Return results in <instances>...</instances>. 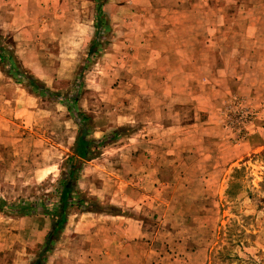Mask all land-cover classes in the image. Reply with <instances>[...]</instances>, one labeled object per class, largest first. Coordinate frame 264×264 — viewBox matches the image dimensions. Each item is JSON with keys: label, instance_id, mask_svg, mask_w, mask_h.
Returning a JSON list of instances; mask_svg holds the SVG:
<instances>
[{"label": "rangeland", "instance_id": "1", "mask_svg": "<svg viewBox=\"0 0 264 264\" xmlns=\"http://www.w3.org/2000/svg\"><path fill=\"white\" fill-rule=\"evenodd\" d=\"M15 1L22 7L24 2ZM75 1L71 6L95 18V2ZM180 5L184 10L176 24L192 25L201 33L197 43L203 50H192V55L211 60L212 71L219 66L218 58L235 52L236 60L240 52L209 54L204 47L206 23L212 20L223 28L215 43H250L249 20L260 13L264 30V0H107L104 10L112 30L98 34L93 26V35L88 34L87 18L86 25L81 22L84 16L70 17L68 31L57 33L53 26L30 25L29 11H17L10 0H0L6 10L0 16V264H264V95L244 101L228 93L237 90L236 82L214 80L223 88L217 102L225 134L212 129L207 143L198 138L179 147L183 153L213 156L197 161L198 171L192 159L175 161L170 153L173 138L191 135L176 125L207 117L200 108L208 94L202 92L214 82L199 79L195 87L192 81V94L183 93L178 100L166 97L164 112L155 109V101L134 96L143 87V61L151 51L141 46L149 39H175L169 12ZM253 7L257 11L251 17ZM50 15L49 21L60 22ZM29 39L36 48L31 49ZM95 39L100 51L89 53ZM249 52L241 56L249 59ZM196 67L199 77H208L207 67ZM182 68L190 71L189 66ZM194 94L197 100H192ZM83 130L90 142L86 157L75 151ZM149 137L159 141H142ZM242 142L248 144L234 159L233 143ZM149 153L160 159L159 170ZM164 181L178 191L173 187L158 194ZM64 187L70 189L65 206L67 211L72 208V224L54 233ZM173 194L180 200L170 198ZM87 211L85 219L77 217ZM113 212L122 215L117 218L122 224L111 234ZM132 220L139 236L128 244L133 260L102 257L117 245L125 250V242L120 243ZM78 222L81 230L74 225Z\"/></svg>", "mask_w": 264, "mask_h": 264}, {"label": "crops", "instance_id": "2", "mask_svg": "<svg viewBox=\"0 0 264 264\" xmlns=\"http://www.w3.org/2000/svg\"><path fill=\"white\" fill-rule=\"evenodd\" d=\"M13 2L14 8H17V11H24L27 12L29 11V18L32 24L37 25H48L49 27L53 26L55 30H57V33L64 31L65 28V33L68 31V27L70 25V17H77L79 18L80 16H84V21H81L82 23H85L86 25V18L87 22L91 26V30H89L88 34L93 35V26L95 28V18L93 19V14L91 15H86L87 12H85L83 9L80 8H75L74 6H71V2H76L75 0H17L15 2H24L22 3V7L20 5L14 4V0H10ZM87 0L86 2H88ZM107 1V0H106ZM180 1V0H177ZM84 2V0H83ZM91 2H95L97 6V2L95 0H91ZM77 3H79V0H77ZM76 4V3H75ZM206 14L208 13V2L204 4ZM24 7H27L26 9ZM29 8V9H28ZM56 10V11H55ZM182 6L180 5L179 8L176 7L175 10H172L173 12H169L173 15L174 19V24H173V33H174V40L169 43L161 42L159 41V38L155 39H149L148 41L144 42L141 47L147 49L149 48L150 53L148 54L149 58L147 60L143 61V66L145 67L144 69V74L142 80L144 81L142 89L136 93L134 92V96L140 95L143 98H148L149 103L152 101L156 102V105H153L157 111L159 112H164V109L161 107L165 103V98L166 97H173L175 100L180 99L187 94H192L191 85L192 81H195L193 84L196 87L197 86V81L205 79V80H210L213 81L217 80L219 82L226 81L227 83L230 82H236L238 84L237 90L233 92H228L229 94L235 93L234 95L238 97H244V101L246 98L252 97L254 99V102L257 101L256 99H260V96L264 95V93L261 92V88H264L263 82H264V30L262 29L261 26V21L263 16L258 15V18L255 20H249V28L251 30L249 31V37L251 38L250 43H229L226 42L225 40H221L220 42H214V38L218 33H222L223 28L219 26H215L213 21L211 20L209 24L206 23L205 29H204V34H205V43L204 47L209 48L206 50L209 54H213L214 50L216 52H220L223 55V52L227 50H235L239 51L240 56H238V59L235 60V52H233V55L227 54L224 56H221L222 58L217 59V64L219 66H216L214 71L212 69L209 70L208 67L210 65H213L214 63L211 60H203L201 57L198 59L197 53L195 55H192V50H197L203 48L202 44H198L197 37L198 35H201V33H198L197 29H194V26L190 25V27H183L182 25H177L176 22L178 21V15L181 14ZM211 10V9H210ZM257 10L253 7V12H251V17L253 16L254 12ZM51 12L55 15H52L58 19H60V22L54 21L53 23L49 21V17H51ZM6 13V10L2 11V8H0V16H4ZM106 13V12H105ZM192 13L191 15L195 16L197 15L198 12H196L195 9L192 8L190 11ZM95 16H96V11H95ZM86 17V18H85ZM89 17V18H88ZM222 25H224L225 20L227 16L223 13L222 16ZM90 21H89V20ZM252 19V18H251ZM41 21V23H40ZM15 25L17 26V21L14 22ZM56 23H60L59 26L56 28ZM166 23V21H164ZM169 23V22H167ZM82 25V24H81ZM89 26V27H90ZM18 29H16L17 31ZM112 30V28H111ZM151 31V30H149ZM63 32V33H64ZM111 32V31H110ZM186 34L189 35V38L187 39H178L176 38L178 35L181 34ZM219 35V34H218ZM14 36L17 39L15 32ZM223 36V34H222ZM31 40V39H29ZM37 45H39L38 38L35 39ZM52 43V42H50ZM214 43V44H213ZM37 45H33L32 40L30 43L31 49L36 48ZM50 48L51 47H56L55 44H49L48 45ZM58 47V45H57ZM132 49V48H131ZM241 49V50H240ZM189 51L185 54L183 52ZM203 50V49H201ZM244 50H248L249 55L252 54L253 56L249 59H245L244 57L241 56V54L244 53ZM213 56V55H212ZM203 65L205 68V71H208L205 75L208 77L200 76L199 77V68L196 66ZM183 66L187 67L189 66V70H183ZM209 74V75H208ZM213 78H210L211 75ZM215 77V78H214ZM183 82H190L189 85L187 84V87H183ZM207 90V91H206ZM32 95H36L33 92H31ZM204 95L208 94L206 96L207 98V104L205 107H201V111L207 112V117L199 120V121H194L190 122L187 124H178L179 128L183 129H189V132H191V135L186 138H173L175 140L174 142V151L170 153V155H174L175 161H179L181 159H192L193 160V167L195 171H198V164H196L197 161L199 160H210L213 156L210 155V153L207 155L206 153H197L190 151L188 153H183L180 151L179 147L182 144L187 143L186 141H196L199 140L198 138L204 139L205 143H207V139H205L206 136H209L212 131H218L219 133L221 132L222 135L225 134L226 128L223 123V118H222V108L220 103L217 102V98L219 96H222L223 94V88L220 83L214 82L212 87H206L203 92ZM228 96V95H227ZM226 96V97H227ZM198 97L196 94H194V98L192 100H197ZM159 107V108H158ZM197 110L199 109L198 106L195 107ZM134 111V110H133ZM196 112V111H195ZM196 115V113H195ZM197 120V119H196ZM256 122V121H255ZM214 124V125H213ZM176 126H173L176 127ZM153 127V126H149ZM164 128H167V126L163 125ZM169 128V127H168ZM202 130V132H199ZM251 135V134H250ZM227 136V135H225ZM223 139V138H222ZM136 139L132 140L135 141ZM137 141V140H136ZM139 141H141L139 139ZM144 143L150 142V143H155L157 138L152 139L149 137L148 140H145V138L142 139ZM234 145L232 146L231 149H234V151L237 153L236 158L242 156L241 152L245 150V147L247 146L245 142L242 143H233ZM179 145V146H178ZM206 145V144H205ZM239 145V146H238ZM176 150V151H175ZM183 153V154H182ZM208 153V152H207ZM204 154L207 155L204 157ZM149 157V160L151 162H155V165L157 166V169L159 170V167L162 163L160 162L159 158H156V156H153L152 153H149L147 155ZM147 174L149 175V172L145 170ZM157 172V171H156ZM204 172H201V175H203ZM207 175V174H206ZM205 175V176H206ZM159 177V176H158ZM129 187V186H128ZM174 187V191H178L177 186H171L169 183H161L158 185L157 192L159 193H166L167 190L170 188ZM134 188L133 187H129ZM161 190V191H159ZM180 196L178 194H173L170 198H175L178 199ZM180 200V199H178ZM67 206V205H66ZM72 208H68V211L66 210V221L63 225V231L68 227L69 225L72 224V215L71 214ZM94 212V211H93ZM92 212V213H93ZM76 213V212H75ZM80 213V212H79ZM90 213V211L87 212H81L79 217L81 220L85 219L84 215ZM96 215L99 213L94 212ZM77 214V213H76ZM102 214V213H100ZM111 217L110 222V232L111 234L116 233V230H113L114 228H117L119 225V222L117 218L122 217L121 214L118 212H113L109 215ZM99 217V215L97 216ZM116 218V219H115ZM129 226H126V233L124 235V238H122V242L120 243V246L123 242H125L126 248L125 250H118L119 246L117 245L116 250L113 248H110V251H105L103 256H110L111 257H125L129 258V260H133L135 257V253L132 252L133 250H127L129 247V243H133L135 241V238H138L139 236L134 235V223L133 220L129 221ZM122 224V223H121ZM121 224L119 226H121ZM74 225H77L80 227L82 224L81 223H75ZM115 225V226H113ZM84 227V226H83ZM129 227V229H128ZM82 226L80 228H77L78 230H81ZM118 238L110 239L109 243L110 245L114 244V241L116 242ZM114 240V241H113ZM107 241V240H106ZM105 241V242H106ZM103 245V244H102ZM102 247V246H101ZM104 247V245H103ZM101 249V248H100ZM137 255V254H136Z\"/></svg>", "mask_w": 264, "mask_h": 264}, {"label": "trees", "instance_id": "3", "mask_svg": "<svg viewBox=\"0 0 264 264\" xmlns=\"http://www.w3.org/2000/svg\"><path fill=\"white\" fill-rule=\"evenodd\" d=\"M97 2V6H96V16H95V28H96V31L98 34H100L101 32H110L111 31V28H110V25H109V20L107 19L106 17V13H105V10H104V6H105V2L106 0H95ZM101 44L99 43L98 40H94L92 45L90 46V49H89V53H93V54H97L100 50ZM12 66L15 67L16 64H14L15 62H11ZM11 73V72H10ZM29 83L34 86V88L38 89L40 88L39 87V83L36 82L35 80H32V79H29ZM43 87V86H42ZM44 92H50V90H47L46 88L43 87ZM50 94V93H49ZM86 130L82 131V133L80 134L78 140H77V146H76V153L79 155V156H84L86 157L89 153V149H88V146H89V141L85 138V133ZM74 174V170L71 171V176H73ZM70 192V189L68 187H64L63 189V192H62V202H63V208H62V211L58 214V217H61L60 220L57 221V224L55 226V231L54 233H56L58 230L62 229L65 221H66V202L68 201V194ZM1 204V203H0ZM5 204H3L4 206ZM54 235V234H53ZM52 238V235L49 237V241L51 240ZM47 249H50L47 247ZM46 249V250H47Z\"/></svg>", "mask_w": 264, "mask_h": 264}]
</instances>
